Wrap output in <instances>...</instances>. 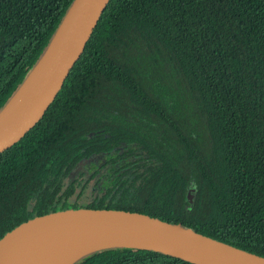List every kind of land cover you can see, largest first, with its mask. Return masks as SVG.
<instances>
[{"label":"trees","instance_id":"1","mask_svg":"<svg viewBox=\"0 0 264 264\" xmlns=\"http://www.w3.org/2000/svg\"><path fill=\"white\" fill-rule=\"evenodd\" d=\"M74 1L0 0V113ZM72 209L264 259V0H107L46 112L0 153V238ZM72 264L197 263L110 245Z\"/></svg>","mask_w":264,"mask_h":264},{"label":"water","instance_id":"2","mask_svg":"<svg viewBox=\"0 0 264 264\" xmlns=\"http://www.w3.org/2000/svg\"><path fill=\"white\" fill-rule=\"evenodd\" d=\"M106 3L107 0L73 2L46 54L32 71L34 73L43 65L33 92L9 119L0 124V153L21 140L46 112L79 57ZM193 192L194 189H189L186 193L189 209L193 204ZM69 230L113 238L111 243L99 248L110 245L142 247L197 264H264L262 258L142 215L94 209L57 211L19 224L0 238V264H7L19 249L38 237Z\"/></svg>","mask_w":264,"mask_h":264},{"label":"bare ground","instance_id":"3","mask_svg":"<svg viewBox=\"0 0 264 264\" xmlns=\"http://www.w3.org/2000/svg\"><path fill=\"white\" fill-rule=\"evenodd\" d=\"M43 65L32 72L21 91L0 113V124L9 119L33 92ZM113 238L93 232L69 230L38 237L19 249L7 264H72L91 250L107 245Z\"/></svg>","mask_w":264,"mask_h":264},{"label":"rangeland","instance_id":"4","mask_svg":"<svg viewBox=\"0 0 264 264\" xmlns=\"http://www.w3.org/2000/svg\"><path fill=\"white\" fill-rule=\"evenodd\" d=\"M92 194H90V190L89 191H87V193H86V200L88 201V200H90L91 198H92Z\"/></svg>","mask_w":264,"mask_h":264}]
</instances>
